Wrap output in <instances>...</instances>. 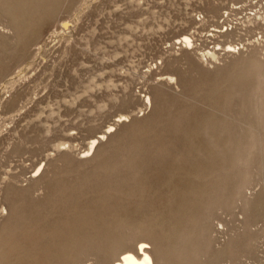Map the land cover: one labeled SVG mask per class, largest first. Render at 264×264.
<instances>
[{"label": "rangeland", "instance_id": "rangeland-1", "mask_svg": "<svg viewBox=\"0 0 264 264\" xmlns=\"http://www.w3.org/2000/svg\"><path fill=\"white\" fill-rule=\"evenodd\" d=\"M254 61L264 0H0V264H71L126 230L156 264H264Z\"/></svg>", "mask_w": 264, "mask_h": 264}, {"label": "bare ground", "instance_id": "bare-ground-1", "mask_svg": "<svg viewBox=\"0 0 264 264\" xmlns=\"http://www.w3.org/2000/svg\"><path fill=\"white\" fill-rule=\"evenodd\" d=\"M66 23V22H65ZM65 26V25H64ZM63 26V27H64ZM182 39H183V41L186 43V44H192V39H191V37H189L188 35H183L182 36ZM186 46V45H185ZM230 48L232 47V48H234L235 46L234 45H231V44H229L228 45ZM187 47V46H186ZM230 51V50H229ZM240 59V58H239ZM254 60V59H253ZM255 62V61H254ZM256 62H258L257 63V65L260 63L259 61H256ZM256 62H255V64H256ZM253 63V62H252ZM252 63H250V65L248 66V68H247V71H248V69H250V71H251V69H252V67L254 66V65H252ZM261 64V63H260ZM258 65V66H260L259 68H261V67H263V65L261 66V65ZM262 64H263V62H262ZM243 67V66H242ZM250 67V68H249ZM255 67L256 68H258L257 66H254L253 68L255 69ZM261 69H262V71H261ZM261 69H255V70H259L256 74L258 75L257 77H256V74H254L253 72L255 71V70H253V74H254V76H255V78H256V81L255 82H251V84L253 83V86L252 87H255V89H253L252 87V89H253V91L255 92L254 94H255V98H257L258 97V95L259 96H262V95H264V86H263V83H264V75H262V74H264L263 73V68H261ZM256 72V71H255ZM259 72H261V73H259ZM238 73V72H237ZM236 74V73H235ZM243 74H245V72H243ZM260 74V75H259ZM251 74H249L248 76H250ZM262 75V76H261ZM247 76V75H246ZM248 76H247V78H248ZM253 76H251V77H249L250 79L252 78ZM236 78V77H235ZM239 78V77H238ZM243 78H245V76L243 77ZM255 78H252V81L253 80H255ZM233 79H234V77H233ZM249 79V80H250ZM262 81H263V83H262ZM257 82V83H256ZM226 84V83H225ZM250 84V83H249ZM250 84V85H251ZM231 85V84H230ZM227 86H229V85H227ZM230 87V86H229ZM250 87V86H249ZM243 88V87H242ZM210 89V88H209ZM212 89V88H211ZM231 89V88H230ZM252 89L250 90L251 92H253L252 91ZM217 90H219V89H217ZM242 90V89H241ZM229 94V93H228ZM253 93H252V95H254ZM237 95V94H236ZM257 96V97H256ZM229 97V96H228ZM148 98V100H149V102H150V100L152 99H150V97H147ZM262 98V97H261ZM228 99V98H227ZM256 100V99H255ZM261 101H262V99H260ZM259 99H258V101H260ZM147 101V100H146ZM230 101V100H229ZM246 101H249V100H246ZM257 101V102H258ZM261 101L260 102H258V104L257 105H255V106H252V105H250V106H252V112L251 113H253V118L254 119H256V118H258L259 117V119L261 118V116H263V112H264V105L261 103ZM192 102V101H191ZM152 103V102H151ZM251 103H253V101H251ZM250 102H249V104H251ZM246 104V103H245ZM244 104V105H245ZM254 105V104H253ZM247 106V105H246ZM186 108V107H185ZM242 108H243V106H242ZM246 109H248V108H245V110ZM246 113V112H245ZM184 116V115H183ZM258 119V120H259ZM256 121V120H255ZM210 123V122H209ZM239 124V123H238ZM108 128H109V133L111 132L110 130L113 128V125H110V126H108ZM249 128V127H248ZM248 128H246L245 129V132L246 131H248L247 129ZM222 130H223V128H221ZM113 130V129H112ZM221 130V131H222ZM251 130H252V132L254 131L252 128H251ZM226 132V131H225ZM225 132H224V134H225ZM252 132H248L249 134H247V135H250L251 136V134H252ZM227 133V132H226ZM243 133V132H242ZM242 133H241V135H242ZM103 134V133H102ZM112 135V134H111ZM110 135V136H111ZM230 135V134H229ZM242 136H245L246 137V134L245 135H242ZM112 137V136H111ZM239 137H241V136H239ZM253 139V138H252ZM250 137H247V140L248 141H250V140H252ZM246 140V139H245ZM246 140V141H247ZM98 141H99V137H92L91 139H90V144H89V148H88V150L90 149V148H92V149H94L95 150V148H96V146H101V145H98V144H100V143H98ZM245 141V142H246ZM254 140H252V141H250V142H248L247 144L245 143L244 145H243V147L245 146V151L248 149V146H249V144L251 143V142H253ZM254 142H256V141H254ZM251 143V144H255V143ZM98 143V144H97ZM228 143V142H227ZM223 145H225V144H223ZM248 145V146H247ZM257 145V144H256ZM227 146H228V144H227ZM247 146V147H246ZM222 147V146H221ZM257 147V146H256ZM255 147V148H256ZM100 148V147H99ZM98 147L96 148V150L98 151V149H99ZM228 148V147H227ZM231 148H232V146H231ZM255 148H253L254 149V151H255ZM243 149V148H242ZM251 149V148H250ZM258 149V148H257ZM257 149H256V153H258V151H257ZM87 150V151H88ZM94 150H92V154H93V152H94ZM228 150V149H227ZM224 151H226V149H224ZM231 151V150H230ZM233 151V150H232ZM240 151V150H239ZM245 151H243V152H245ZM248 151H250V150H248ZM245 152V153H247V155L245 154L244 155V157H243V159L242 158H240V157H242L243 155V152L242 151H240V152H237V155L238 154H241V156L239 155V157L237 156V155H235V157H233V158H235L236 160L234 161V160H232V161H234L231 165H235L236 163H239V164H241V165H239L238 164V166L237 165H235V167L237 168V171H240V173H242L243 171H242V169H241V167H243V165H245V163H246V161H247V159L248 160H250L251 161V159H252V157H253V152H252V154H250L249 152ZM234 152V151H233ZM232 154H234V153H232ZM231 154V155H232ZM95 155V152H94V154H93V156ZM251 155V156H250ZM92 156V155H91ZM98 156V155H97ZM251 157V159H250V157ZM249 157V158H248ZM96 158V157H95ZM224 158V157H223ZM239 158V159H238ZM92 159V158H91ZM223 160V159H222ZM231 161V160H230ZM250 161L249 162H247L248 164H250ZM252 161H253V159H252ZM223 163V162H222ZM225 164H226V162H224ZM252 163V162H251ZM259 163V162H258ZM233 165V166H234ZM224 166V165H223ZM232 166V167H233ZM239 166H241V167H239ZM229 167V166H228ZM235 167H233V168H235ZM250 166H248L247 165V168H249ZM230 168V167H229ZM235 168V169H236ZM246 168V167H245ZM238 169H240V170H238ZM242 171V172H241ZM246 171H247V169H246ZM246 171H244L243 173H246ZM249 172V171H248ZM224 172H222V174H223ZM229 174V173H228ZM249 174H250V172H249ZM225 175V174H224ZM224 175H222V176H224ZM244 174H240V179L242 180L241 182H238L237 184H239V183H241V184H239V188H238V185L236 186L238 189H240L239 191L240 192H242V188L244 187V185H246V179L248 178V174L246 173V175H247V177L245 178V176H243ZM244 177V179H243V177ZM228 177V176H227ZM251 178V177H250ZM250 178H248V179H250ZM247 179V180H248ZM221 180H222V182H223V178L221 177ZM225 180H226V178H225ZM224 180V181H225ZM232 180V179H231ZM245 180V181H244ZM250 181V180H249ZM245 183V184H244ZM223 186V185H222ZM232 188V187H231ZM244 188H246V187H244ZM224 190V189H223ZM237 190V189H236ZM239 192V193H240ZM243 193V192H242ZM244 194H245V192H244ZM239 195H241V194H239ZM220 196V195H219ZM236 196H238V194L236 195ZM239 197V196H238ZM218 198H220V197H218ZM241 198V197H240ZM210 199V198H209ZM245 202H246V200H245ZM210 204V203H209ZM207 205V204H206ZM233 205V204H232ZM206 209H208V208H206ZM205 209V210H206ZM211 209V208H210ZM201 213V212H200ZM206 213V212H205ZM210 213V212H209ZM209 213H208V215H209ZM212 213V212H211ZM211 215V214H210ZM210 215H209V217H210ZM205 218V221L207 220L206 219V217H204ZM210 219V218H209ZM196 222V221H195ZM210 223V222H209ZM127 224V223H126ZM185 224V223H184ZM87 225V224H86ZM193 225V224H192ZM60 226V225H59ZM102 226V225H101ZM57 227V226H56ZM117 227V226H116ZM58 228V227H57ZM127 228H128V226H127ZM62 229V228H61ZM99 229V228H98ZM188 229V228H187ZM97 230V229H96ZM197 230V229H196ZM102 231V230H101ZM125 231V230H124ZM78 234H80L79 232H77ZM129 233V232H128ZM128 233H127V230H126V234H124L123 233V235H121V236H119L118 238H111V237H104L105 239H103V244L104 245H102V247L100 248V245H99V247L98 248H100V251L99 252H96L97 251V249H93L94 247H95V245H93V239H94V237H93V239H92V237H91V239H92V241L93 242H90V243H87L88 245L90 244H92L93 245V248L91 247V248H89L90 247V245H89V247H85V246H82V250H81V252L79 251V255H80V253L82 254V256L80 255V257H76V254L77 253H75L74 254V257H72V259H73V263H71V264H75V263H81V264H85V263H87L86 261L88 260V259H90V258H94L95 260H94V263L96 262L97 264H156L155 262H156V259L158 258V260H162L161 258H162V256H161V254H160V256H158V255H156L157 253H159L158 252V249H160V248H157L156 246V244H153L154 242H156L157 243V241H155L154 240V242L152 241H150V240H147V239H138V240H135L134 238H131L132 237V235H131V237H130V235H128ZM180 233H182V232H180ZM67 234H69V233H67ZM76 233H75V231H74V233H72V235H73V237H75L74 235H75ZM77 234V235H78ZM89 234H91V232H89L88 233V235ZM203 234V233H202ZM85 235V234H84ZM87 235V236H88ZM92 235V234H91ZM181 235V234H180ZM180 235L178 236V238H176L175 240L176 241H180L181 242V240H180ZM86 236V239H88V242L89 241H91V240H89L90 238H88ZM141 236V235H140ZM181 236H184V234H182ZM99 237V236H98ZM188 237V236H187ZM100 238V237H99ZM72 239H76V238H72ZM206 239V238H205ZM95 240H98V239H95ZM153 240V239H152ZM161 240V239H160ZM175 240H174V243H176L175 242ZM204 240V239H203ZM173 241V240H172ZM171 241V242H172ZM186 241V240H185ZM200 242V241H199ZM95 243V242H94ZM160 243V242H159ZM158 243V244H159ZM186 243V242H185ZM184 243V244H185ZM172 245H170L169 244V246H173L174 248L173 249H175L176 250V245L174 246V244L173 243H171ZM177 244V243H176ZM181 243H179V245H180ZM82 245H84V244H82ZM91 245V246H92ZM63 246V245H62ZM87 246V245H86ZM159 246H162V244L160 245H158V247ZM167 247V249L168 250H170V249H172L171 247ZM181 246H182V244H181ZM226 246V245H225ZM81 246H79L77 249L78 250H80L81 248H80ZM83 247H85L84 249H83ZM164 247V246H163ZM162 247V248H163ZM179 247V246H178ZM177 247V248H178ZM64 248V247H63ZM73 248H75V247H73ZM80 248V249H79ZM157 248V249H156ZM170 248V249H169ZM87 249V250H86ZM91 250V249H93V252H91V251H88V250ZM172 249V250H173ZM192 249V248H191ZM226 249V248H225ZM171 250V251H172ZM179 250H181L180 248H179ZM178 250V251H179ZM193 250V249H192ZM155 251L157 252V253H155ZM164 252V254H166L165 253V250H163ZM186 251V250H185ZM185 251H183V252H185ZM188 251H190V250H188ZM188 251H187V253H188ZM198 251V250H197ZM223 251V250H222ZM221 251V252H222ZM78 252V251H77ZM199 252H201V251H199ZM203 252V251H202ZM181 253V251L179 252V254ZM190 253H194V250H193V252H189V254ZM198 255H203V253H198V252H196ZM222 253H224V252H222ZM69 254H70V252H69ZM182 254H184V253H182ZM186 254V253H185ZM188 254V255H189ZM195 254V253H194ZM205 254V253H204ZM219 254H221V253H219L218 252V255ZM67 256H69L68 255V253L66 254ZM79 255H77V256H79ZM172 255V254H171ZM165 256L166 257V259H169V258H167V257H174V256ZM176 255V254H175ZM181 255V254H180ZM178 256L177 255V258L175 259L176 261H177V259H180V257H182V256ZM164 256V255H163ZM197 255L195 254V256L194 257H196ZM204 256V255H203ZM70 257V258H71ZM176 257V256H175ZM174 257V258H175ZM201 257V256H200ZM193 258V257H192ZM52 259V258H51ZM74 259L76 260V259H78V260H76V261H74ZM91 259V260H92ZM183 258H181V260H182ZM171 260H172V258L170 259V261H169V263L171 262ZM174 260V261H175ZM186 260V259H185ZM185 260H182V262L184 263V261ZM194 260V259H193ZM179 261V260H178ZM230 261V260H229ZM234 261V260H233ZM232 261V262H233ZM237 261V260H236ZM181 262V261H180ZM185 262H187V261H185ZM47 263V262H46ZM166 264H167V261L165 262ZM54 264H61V262H59V261H55L54 262ZM62 264H63V262H62ZM172 264V263H171Z\"/></svg>", "mask_w": 264, "mask_h": 264}]
</instances>
